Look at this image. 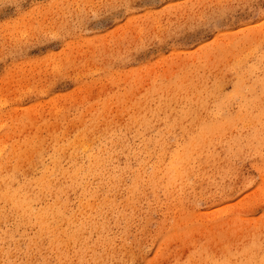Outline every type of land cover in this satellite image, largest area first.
I'll use <instances>...</instances> for the list:
<instances>
[{
    "label": "rangeland",
    "instance_id": "1",
    "mask_svg": "<svg viewBox=\"0 0 264 264\" xmlns=\"http://www.w3.org/2000/svg\"><path fill=\"white\" fill-rule=\"evenodd\" d=\"M0 264H264V0H0Z\"/></svg>",
    "mask_w": 264,
    "mask_h": 264
}]
</instances>
